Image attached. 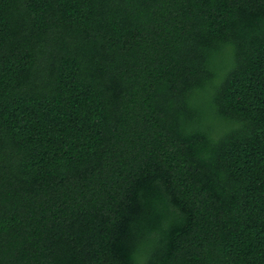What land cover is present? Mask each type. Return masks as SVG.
Returning a JSON list of instances; mask_svg holds the SVG:
<instances>
[{
  "label": "trees",
  "instance_id": "trees-1",
  "mask_svg": "<svg viewBox=\"0 0 264 264\" xmlns=\"http://www.w3.org/2000/svg\"><path fill=\"white\" fill-rule=\"evenodd\" d=\"M0 264H264V0H0Z\"/></svg>",
  "mask_w": 264,
  "mask_h": 264
}]
</instances>
